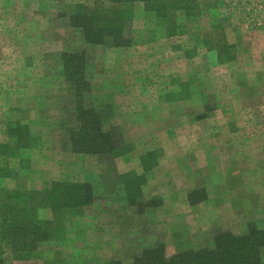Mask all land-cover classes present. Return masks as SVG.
Instances as JSON below:
<instances>
[{
  "label": "rangeland",
  "instance_id": "374dc122",
  "mask_svg": "<svg viewBox=\"0 0 264 264\" xmlns=\"http://www.w3.org/2000/svg\"><path fill=\"white\" fill-rule=\"evenodd\" d=\"M78 2L94 0H0V144L14 146L7 134L14 121L40 143L19 160L0 153V197L4 189L44 191L54 181L89 182L98 190L81 217L67 220L62 241L43 244L26 261L5 248L6 264H133L160 243L171 256L202 246L218 229L264 228V0H213L187 21V33L172 38L136 3L128 48L86 45L69 20ZM217 27L236 46L232 63L220 64L205 43ZM81 47L95 97L114 107L118 142L133 148L122 158L67 147L74 93L59 56ZM154 150L163 158L144 192L164 205L139 213L109 182L142 173L140 156ZM199 188L207 200L189 205V193ZM41 216L53 218L50 210Z\"/></svg>",
  "mask_w": 264,
  "mask_h": 264
},
{
  "label": "trees",
  "instance_id": "16d2710c",
  "mask_svg": "<svg viewBox=\"0 0 264 264\" xmlns=\"http://www.w3.org/2000/svg\"><path fill=\"white\" fill-rule=\"evenodd\" d=\"M212 1L94 0L92 5L78 2L71 8L69 20L70 25L81 32L86 45L128 48L133 45L129 30L135 18L136 3H142L145 11L155 16L165 35L172 38L187 33V21L199 18L212 6ZM204 40L216 52L220 64L237 59L236 46L229 42L222 27H217ZM59 61L65 82L74 93L75 124L69 129V150L74 154L111 156L114 159L128 155L133 148L117 140L112 123L113 105L94 95L87 49L65 50L60 53ZM7 134L15 143L14 146L0 144L3 156L19 160L21 152L39 148V140L21 121L10 122ZM162 156L161 150L148 151L140 157L142 173L129 171L117 174L109 182L128 207L139 213L164 205L162 197L148 198L144 192L147 175L159 166ZM112 167H115L114 163ZM2 193L0 264H6L5 248L16 260L26 261L37 256L43 244L62 241L67 220L81 217L98 196L93 183L67 181H54L44 191L4 189ZM207 198L206 189L199 188L189 193L188 202L196 206ZM42 210H50L53 218L43 219ZM53 264L61 263L56 261ZM133 264H264V228L249 223L241 234L218 229L202 246L182 248L171 256L167 254L166 245L160 243L138 253Z\"/></svg>",
  "mask_w": 264,
  "mask_h": 264
},
{
  "label": "crops",
  "instance_id": "0c3cea01",
  "mask_svg": "<svg viewBox=\"0 0 264 264\" xmlns=\"http://www.w3.org/2000/svg\"><path fill=\"white\" fill-rule=\"evenodd\" d=\"M140 157H141V156H140ZM162 158H163V156H162ZM162 158L160 159V164H161V160H162ZM160 164H159V166H158L157 168L154 169L153 172H156V171L158 170V168L160 167ZM124 173H126V172H124Z\"/></svg>",
  "mask_w": 264,
  "mask_h": 264
}]
</instances>
